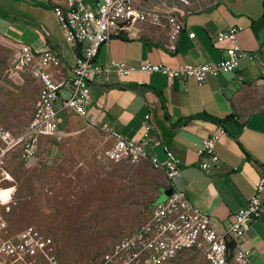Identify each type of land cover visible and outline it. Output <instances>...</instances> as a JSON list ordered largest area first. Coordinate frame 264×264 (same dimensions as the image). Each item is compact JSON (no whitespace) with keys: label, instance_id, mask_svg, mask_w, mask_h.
<instances>
[{"label":"crops","instance_id":"1","mask_svg":"<svg viewBox=\"0 0 264 264\" xmlns=\"http://www.w3.org/2000/svg\"><path fill=\"white\" fill-rule=\"evenodd\" d=\"M64 2L0 0V41L10 47L22 42L36 49L48 43L60 51L62 65L57 70L66 74L74 61L73 49L65 42L52 9ZM137 5L176 14L183 23L176 50L171 53L163 48L165 24H143L139 29L112 34L96 57V62L108 70L101 71L91 82L86 119L95 127L107 124L126 138H138L143 124L150 120L153 128L148 154L162 161L163 145L168 146L181 166L174 186L183 190L222 232L226 220L244 205L264 175V0H192L189 6H180L177 0H139ZM230 25L239 26L240 46L255 52L256 58L241 60L233 72L208 75L200 84L192 77L168 81L160 73L141 71L120 77L109 67L111 60H122L133 67L146 60L172 67L188 62H217L228 42H217L215 35ZM191 32L192 38L188 36ZM61 114L60 128L71 116L79 117ZM201 114L231 116L226 133L215 144L220 161L206 170L198 166L197 145L217 124L195 117ZM161 188H171L165 177ZM240 244L250 251L252 264H264V211L252 221Z\"/></svg>","mask_w":264,"mask_h":264},{"label":"built area","instance_id":"2","mask_svg":"<svg viewBox=\"0 0 264 264\" xmlns=\"http://www.w3.org/2000/svg\"><path fill=\"white\" fill-rule=\"evenodd\" d=\"M139 0H65L52 7L65 42L73 49L74 61L66 74L58 72L62 65L60 51L45 43L41 49L19 42L13 55L15 69L27 72L36 82L38 93L33 115L27 125L13 133L0 122V174L7 176L6 161L16 155L28 161L36 155L42 136L55 135L63 121L62 112L86 117L90 101L91 82L103 70L96 57L100 47L112 34L128 32L139 25L167 28L163 48L175 52L183 23L172 11L161 12L137 5ZM189 6L192 0H177ZM238 25L215 35L217 42L227 41L223 57L217 62L184 63L172 67L163 63L143 61L138 67L122 60H111L109 67L120 77L134 71L160 73L168 81L192 77L202 83L208 75L233 72L241 60L255 59L256 53L244 50L237 38ZM193 37L194 33H188ZM264 58V47L262 48ZM51 68L53 70H51ZM110 144L105 159L113 164H137L147 161L154 170L164 174L171 193L162 201L153 202L148 219L129 234L119 238L105 250L96 264H165L185 251H199L208 264H252L250 251L241 246L244 232L264 211V175L255 184L253 194L226 220L225 230L218 231L208 214L193 205L173 180L181 171L179 160L167 145H163L164 159L158 160L147 152L153 125L145 121L138 138H126L107 124L99 127ZM226 130L221 125L197 145L198 166L206 170L219 163L215 144ZM0 264H61L53 238L36 225L12 232L0 212Z\"/></svg>","mask_w":264,"mask_h":264},{"label":"rangeland","instance_id":"3","mask_svg":"<svg viewBox=\"0 0 264 264\" xmlns=\"http://www.w3.org/2000/svg\"><path fill=\"white\" fill-rule=\"evenodd\" d=\"M14 47L0 41V122L18 133L33 115L38 86L15 69ZM108 145L103 130L71 116L58 134L42 139L32 159H7L0 212L11 231L36 225L53 238L61 264H96L111 244L145 222L163 174L146 162L107 161ZM165 264L208 263L191 250Z\"/></svg>","mask_w":264,"mask_h":264},{"label":"trees","instance_id":"4","mask_svg":"<svg viewBox=\"0 0 264 264\" xmlns=\"http://www.w3.org/2000/svg\"><path fill=\"white\" fill-rule=\"evenodd\" d=\"M120 38H124V37H121L119 36ZM195 117H198V118H202V119H205V120H208V121H211L217 125H221L223 126V128L225 130H227V127H226V123L227 121L230 119L231 116H227L225 118H217V117H213L211 115H206V114H201V115H197ZM191 117H189L188 119H190ZM187 119V118H186Z\"/></svg>","mask_w":264,"mask_h":264},{"label":"water","instance_id":"5","mask_svg":"<svg viewBox=\"0 0 264 264\" xmlns=\"http://www.w3.org/2000/svg\"><path fill=\"white\" fill-rule=\"evenodd\" d=\"M171 191L172 188H161V194L157 197V200L155 202L164 200L171 193Z\"/></svg>","mask_w":264,"mask_h":264},{"label":"bare ground","instance_id":"6","mask_svg":"<svg viewBox=\"0 0 264 264\" xmlns=\"http://www.w3.org/2000/svg\"><path fill=\"white\" fill-rule=\"evenodd\" d=\"M1 196H2V198H3V197H5V196H7V194H4V195H0V197H1Z\"/></svg>","mask_w":264,"mask_h":264}]
</instances>
